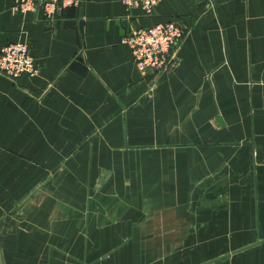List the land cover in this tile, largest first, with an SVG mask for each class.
<instances>
[{
	"label": "crops",
	"instance_id": "crops-1",
	"mask_svg": "<svg viewBox=\"0 0 264 264\" xmlns=\"http://www.w3.org/2000/svg\"><path fill=\"white\" fill-rule=\"evenodd\" d=\"M0 0V264H264V0ZM176 21L166 71L123 38Z\"/></svg>",
	"mask_w": 264,
	"mask_h": 264
},
{
	"label": "built area",
	"instance_id": "built-area-1",
	"mask_svg": "<svg viewBox=\"0 0 264 264\" xmlns=\"http://www.w3.org/2000/svg\"><path fill=\"white\" fill-rule=\"evenodd\" d=\"M162 0H123L126 9L140 8L151 15ZM80 0H15L14 10L26 13L42 10L47 20H55L57 13L66 7L78 6ZM185 30L176 21L134 28L123 38L130 45L134 63L147 74L166 71ZM37 72L29 45L24 42L9 43L0 49V75L15 81L23 73Z\"/></svg>",
	"mask_w": 264,
	"mask_h": 264
}]
</instances>
